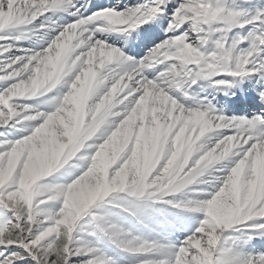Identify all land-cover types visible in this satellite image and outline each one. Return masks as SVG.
Segmentation results:
<instances>
[{
	"label": "snow or ice",
	"instance_id": "6c2138e0",
	"mask_svg": "<svg viewBox=\"0 0 264 264\" xmlns=\"http://www.w3.org/2000/svg\"><path fill=\"white\" fill-rule=\"evenodd\" d=\"M0 264H264V0H0Z\"/></svg>",
	"mask_w": 264,
	"mask_h": 264
}]
</instances>
